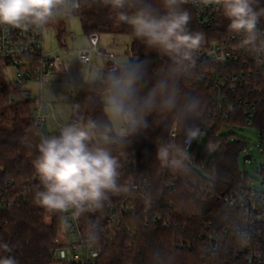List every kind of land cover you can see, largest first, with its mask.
I'll return each instance as SVG.
<instances>
[{
	"label": "trees",
	"instance_id": "16d2710c",
	"mask_svg": "<svg viewBox=\"0 0 264 264\" xmlns=\"http://www.w3.org/2000/svg\"><path fill=\"white\" fill-rule=\"evenodd\" d=\"M185 7L192 17L190 28L205 34L202 46L224 36L229 21L222 11L213 26L200 28L190 5ZM74 16L79 18L87 36L113 32L128 35L129 58L148 62L153 79L168 71V59L134 39L126 25L117 23L115 29V14L109 8L98 5L95 0H82V7ZM55 30L61 41L66 35L63 21L56 22ZM198 71L196 64L180 83L185 92L202 101V127L207 131L204 148L198 150L195 141L190 144L188 150L194 158L191 171L181 175L162 169L156 161L158 144H167L172 139L166 125H152L133 139L120 153L123 179L131 183L132 192L112 197L111 204L102 213L81 217L82 232L91 235L101 248L95 264H151L150 253L154 249L170 253V264H246L236 257V250L243 244L231 233L232 228L240 226V213L223 199L247 183L238 163L246 143L233 133H222L229 127H243L244 122L240 118L214 117L216 89L211 83L207 85ZM64 72L62 67L56 77L58 81ZM87 87L71 105L79 104L85 115H94ZM12 93L19 98L14 99ZM34 103L22 97V90L7 81L0 68V196L7 191L18 196L26 189L15 205L0 208V242L15 245L10 254L18 264H52L51 250L61 242L60 218L59 213L51 214L34 203L35 192L42 188L32 165L35 148L26 147V141L36 142L35 127L29 118ZM151 120L149 117L150 123ZM263 123L258 121L256 127ZM198 168L204 169L205 175ZM6 182H11L8 188H4ZM144 192L152 193L150 204L145 203ZM110 208L118 216L112 224L106 220ZM153 214H160V218L153 220ZM164 221L168 224H163ZM226 227L230 231L224 232ZM211 232L219 236V244L217 252L209 256L204 252ZM3 255L9 253L0 251V256Z\"/></svg>",
	"mask_w": 264,
	"mask_h": 264
},
{
	"label": "clouds",
	"instance_id": "9594fccd",
	"mask_svg": "<svg viewBox=\"0 0 264 264\" xmlns=\"http://www.w3.org/2000/svg\"><path fill=\"white\" fill-rule=\"evenodd\" d=\"M115 14L132 37L170 62L168 71L153 79L148 62L122 58L112 63L91 64L90 58L75 56L84 67L83 77L67 81L70 89L87 85L94 115H85L79 104L70 107L72 116L49 127L47 117L35 125L32 165L42 188L34 203L51 214L71 213L74 218L103 212L112 197L128 195L133 188L123 179L120 153L134 138L152 125L170 129L171 141L157 147L156 161L162 169L187 175L194 160L188 148L204 130V108L198 96L184 91L181 78L196 67L197 52L205 42L203 31L190 28L191 13L185 5L215 6L229 21L228 31L240 37L238 47L264 54V0H95ZM82 0H0V26L28 31L43 30L72 18ZM264 62V61H260ZM149 117L152 118L151 123ZM211 147V144L209 145ZM146 204L152 193H142ZM67 228V220L62 221ZM94 227V226H93ZM234 236L247 244L250 233L237 227ZM15 245L0 242V264H18ZM151 264H170L171 254L161 249L150 253Z\"/></svg>",
	"mask_w": 264,
	"mask_h": 264
},
{
	"label": "built area",
	"instance_id": "2783aa9c",
	"mask_svg": "<svg viewBox=\"0 0 264 264\" xmlns=\"http://www.w3.org/2000/svg\"><path fill=\"white\" fill-rule=\"evenodd\" d=\"M194 14L196 24L200 28L213 26L220 14L215 6L207 7L189 4ZM67 20V19H66ZM66 20L63 21L65 26ZM55 24L48 25L43 30L30 29L23 31L11 26H0V65L1 63L11 66L14 79L11 84L22 90L24 99L34 100L29 115L30 121L35 127L37 121L43 117L52 115L50 105L42 97V86L45 79L57 77L64 66V59L52 50L46 49L45 36L48 30H55ZM259 27L264 29V18ZM73 38V36L71 35ZM88 47H82L75 51L74 59L78 64L79 59L75 56L82 54L92 60L95 58L113 60L114 55L102 51L99 48V36L91 33L87 36ZM58 39V37H57ZM240 37L226 30L223 37L212 41L208 45L201 46L197 52V66L200 78L207 85L210 83L216 89L213 98L214 117L240 118L246 128H254L264 141V123L256 127L258 121H264V54L257 58L238 47ZM61 43V41L58 39ZM114 45V43H112ZM64 48L65 44H61ZM67 55L71 56L69 52ZM67 62H71L69 59ZM27 75V78L26 76ZM34 82L38 86L39 97L32 98L28 84ZM24 90V91H23ZM56 95L60 92L57 90ZM14 99L19 97L11 94ZM263 153L262 146L257 148ZM250 158H251V154ZM249 160V159H247ZM261 183L264 184V165H261ZM11 182H6L4 188H8ZM23 191L17 196L5 192L0 196V208H10L23 197ZM224 202L233 210L240 213L241 223L239 227L250 233L251 239L236 250V257L242 258L246 264H264V192L253 191L243 187L236 192L225 196ZM106 220L110 224L118 220L114 210L110 208ZM59 235L61 242H57L51 250L52 256L57 257L61 264H95L101 253L100 246L91 235L82 232L81 218H74L71 213H59ZM153 220H158L160 214H153ZM67 220L68 227L63 226L62 221ZM163 224L167 225V221ZM237 227L231 229L234 231ZM224 232L230 231L224 228ZM219 236L215 232L208 234L206 239L205 255L212 256L218 250Z\"/></svg>",
	"mask_w": 264,
	"mask_h": 264
},
{
	"label": "rangeland",
	"instance_id": "374dc122",
	"mask_svg": "<svg viewBox=\"0 0 264 264\" xmlns=\"http://www.w3.org/2000/svg\"><path fill=\"white\" fill-rule=\"evenodd\" d=\"M113 25L115 29L117 28V22L114 20ZM66 35L62 37L61 43L56 37V33L53 30H48L45 36V46L46 49L52 50L58 53L66 63H64V73L62 80L58 81L56 77L52 79H45L42 86V97L51 107V113L47 118V124L49 127H54L55 122L60 119H68L71 116L70 107L71 101L77 98L79 92H84L86 85L83 89H70L67 87V81L70 78H75L80 82L83 77L84 67L78 64L74 59V53L77 49L82 47H88V38L81 28L80 20L77 16H73L66 20L65 24ZM73 36V38L71 37ZM99 48L107 53L111 52L115 57L112 61L122 58H129L127 54L129 37L125 34L113 33H103L99 34ZM65 44L63 48L61 44ZM114 43V45H112ZM66 52L71 53L69 55ZM71 62H67V60ZM105 63V59H98L92 54L91 64ZM0 68L7 81H12L14 79V73L11 66L1 63ZM30 87L32 98L39 97L38 86L34 82L28 84ZM59 91L60 94L56 95L55 92ZM222 133H233L237 138H243L246 143V147L240 158L238 160L239 167L243 178L247 181L245 187L253 191L264 192V184L261 183L262 175L260 174L261 165H264V151L263 153L258 152L257 148L262 146L264 149V141L257 130L254 128H246L238 126L237 128H228L222 131ZM207 131L204 130V135L198 140L197 149L202 150L205 146ZM245 154H251L249 160L243 161L242 157ZM208 162L206 160L205 164ZM199 173L205 175L204 169L198 168ZM52 264H61L57 257H53Z\"/></svg>",
	"mask_w": 264,
	"mask_h": 264
},
{
	"label": "water",
	"instance_id": "95a60500",
	"mask_svg": "<svg viewBox=\"0 0 264 264\" xmlns=\"http://www.w3.org/2000/svg\"><path fill=\"white\" fill-rule=\"evenodd\" d=\"M113 61L112 60H108L107 61V64L108 63H112ZM26 76V78H27V75H25ZM247 159H250V155L249 154H245V155H243V157H242V160L243 161H246Z\"/></svg>",
	"mask_w": 264,
	"mask_h": 264
}]
</instances>
